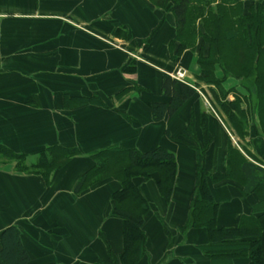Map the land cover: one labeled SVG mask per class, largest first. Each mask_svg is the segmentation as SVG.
<instances>
[{"label": "crops", "instance_id": "obj_1", "mask_svg": "<svg viewBox=\"0 0 264 264\" xmlns=\"http://www.w3.org/2000/svg\"><path fill=\"white\" fill-rule=\"evenodd\" d=\"M174 36L171 12L149 0H0V144L28 154L29 164L53 145L82 151L49 182L0 158V252L2 233L17 226L28 264H109L105 240L114 254L123 250L122 220L111 214L117 184L107 180L76 193L80 177L95 165L89 153L115 144L140 151L164 146L177 157L176 188L167 204L154 180L138 182L151 205L144 226L148 252L139 264H210L197 249L206 232L180 229L196 183V153L184 138L191 117L200 139L207 115L214 138L210 173L226 169L229 141L241 147L213 109L206 84L175 116L152 119L151 104L167 100L163 73L183 68L198 82L196 53L171 59ZM131 64L135 72L126 70ZM248 148L264 168V138L255 137ZM211 188L221 227L237 226L260 201L233 180Z\"/></svg>", "mask_w": 264, "mask_h": 264}, {"label": "trees", "instance_id": "obj_2", "mask_svg": "<svg viewBox=\"0 0 264 264\" xmlns=\"http://www.w3.org/2000/svg\"><path fill=\"white\" fill-rule=\"evenodd\" d=\"M149 1L157 8L169 10L173 17L175 36L169 43L171 59L175 61L185 51H192L197 54L200 67L194 87L168 73L162 74L161 89L167 100L151 104L152 119L158 123L175 116L203 83L209 86L213 109L238 138L241 147H234L229 141L226 169L210 173L206 162L214 138L207 115L201 116L200 139L196 119L194 115L191 117L184 138L196 153V183L181 232L187 234L193 229L206 232L207 242L197 249L210 264H264V168L248 148L255 137L264 138V0ZM164 25L162 20L156 32ZM126 70L135 72L136 67L131 64ZM135 89L143 90L140 86ZM230 95L234 97L232 100ZM36 155L37 161L27 165L28 154H18L0 144V158L16 161L19 170L40 174L47 182L57 169L82 155V151L76 146L53 145ZM89 156L95 165L80 177L76 193L107 180L117 184L111 196V214L122 220L123 250L119 255L114 254L110 242L105 240L108 263L139 264L148 252L144 226L151 205L138 182L154 180L159 194L170 204L179 171L177 157L164 146L140 151L118 144L93 151ZM227 180L240 183L245 194H256L260 200L255 213L243 216L233 227L219 226L221 205L211 188L212 184ZM29 261L19 228L11 226L4 230L0 264Z\"/></svg>", "mask_w": 264, "mask_h": 264}, {"label": "built area", "instance_id": "obj_3", "mask_svg": "<svg viewBox=\"0 0 264 264\" xmlns=\"http://www.w3.org/2000/svg\"><path fill=\"white\" fill-rule=\"evenodd\" d=\"M171 76L173 78H175L178 81H181L183 83L192 85L189 81H188V74L187 71L185 69H177L174 73L171 74Z\"/></svg>", "mask_w": 264, "mask_h": 264}, {"label": "rangeland", "instance_id": "obj_4", "mask_svg": "<svg viewBox=\"0 0 264 264\" xmlns=\"http://www.w3.org/2000/svg\"><path fill=\"white\" fill-rule=\"evenodd\" d=\"M178 69H180V68H178ZM182 69H183V68H182ZM188 78H189V74H188ZM189 81H190L191 84H195V82H196V81H193L192 79H191V80L189 79ZM202 85H203V83L200 84V87H198V88L201 89V90H204V88L202 87ZM206 89L208 90L209 87L205 88V90H206ZM209 91H210V89H209ZM25 164H26V163H25ZM27 165H29L28 162H27Z\"/></svg>", "mask_w": 264, "mask_h": 264}]
</instances>
